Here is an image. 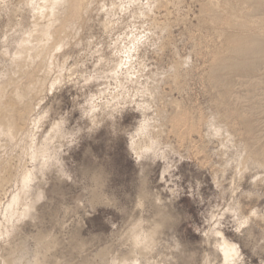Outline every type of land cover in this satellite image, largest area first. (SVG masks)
I'll return each mask as SVG.
<instances>
[{"label":"rangeland","instance_id":"1","mask_svg":"<svg viewBox=\"0 0 264 264\" xmlns=\"http://www.w3.org/2000/svg\"><path fill=\"white\" fill-rule=\"evenodd\" d=\"M212 2L219 0H87L79 19L57 11L52 40L67 46L51 62L41 104L49 116L37 138L59 121L66 135L44 154V175L29 154L12 163L30 172V199L43 195L39 219L9 237L7 221L18 209L7 206L24 189L22 175L1 197L0 264H222L215 243L222 237L239 250L237 264H264V163L248 151L264 146V108L253 109L255 142L216 104L219 88L208 73L224 34L240 30L212 24L204 16ZM45 4L0 0V75L9 68L3 51L13 55L34 21H46ZM253 72L264 84V63ZM60 75L64 81L55 83ZM228 86L252 96L236 77ZM176 111L184 125L173 124ZM157 207L171 218L151 256L135 257L128 234L154 221Z\"/></svg>","mask_w":264,"mask_h":264},{"label":"bare ground","instance_id":"2","mask_svg":"<svg viewBox=\"0 0 264 264\" xmlns=\"http://www.w3.org/2000/svg\"><path fill=\"white\" fill-rule=\"evenodd\" d=\"M43 1L46 4L43 6L41 13H46L44 17L47 18L46 21H34V28L27 31L20 41L16 42L17 46L13 55L8 54L10 52L8 48H6L8 52H5L6 49L3 51V56L9 59V68L5 65V71L2 73L3 75H0L2 76L0 78V200L1 197L9 194L14 189L13 187L18 186L16 182L19 174L22 175L21 183L24 187V189L15 190L11 201L8 203L7 207L11 211L16 208L18 211L13 212L7 221V228L12 229V231L6 232L7 237L14 231L21 232V224L24 222L29 220L35 223L39 219V201L43 195L42 192H39L34 199H30L32 197L30 190L26 191L31 181L30 172L27 170L21 172L12 163L16 161L18 156L29 154L30 159L40 165L44 175L46 166L44 154L48 152V147L54 140L62 139L66 135L62 121H59L53 125L44 140L37 138L38 132L44 127L45 119L49 116V112H44L41 106L44 99V97L42 98V92L51 83L48 81V72L52 68L56 54H58L56 53L57 50L62 49L66 43L65 39L63 41L52 40L53 35H56L54 26L59 17L56 20L53 19L60 8L67 9L66 13L69 14V19H79L83 10H89L87 0ZM234 1L236 3H233L232 0L212 2L211 6L205 10L204 16L210 18L211 23L216 27L221 29L235 27L240 30L239 33L233 35L224 34L226 46L222 47L214 58L208 73V79L219 88V99L216 104L225 111V120L228 123L234 120L241 121L244 126L243 134L256 142L255 121L252 119V115L253 109L258 106L264 108V84L255 78L253 71L257 66L264 63V0ZM238 4H249V6H247V9L239 8ZM63 19H65V16ZM10 25L8 28L14 29L22 26ZM58 30L63 33L67 28L64 25ZM65 35L68 34L65 33ZM61 37L62 35L59 34L60 39H62ZM229 77L238 78L241 84L248 89L247 91L251 92L252 96L249 100L256 98L254 105H251L248 109L243 107V104L249 100L235 95L234 90L228 86ZM63 81V75L54 80L55 83ZM54 85L51 87L53 88ZM231 102H236L237 106L232 107ZM174 116L173 124L181 126L186 123L185 118L178 111ZM33 132L37 133H34L35 146L33 145L30 148L31 150L27 151L26 141L33 135ZM7 138L9 141H7ZM41 141L45 143L41 144ZM10 144L16 147L14 151H10L13 148ZM248 151L255 161L264 163V146L258 144V146L250 147ZM10 188L12 189L10 190ZM143 202V200L140 201V203L145 204ZM159 202H161L160 198ZM155 218V220L152 218L151 220L154 221L144 227L137 226L134 228L128 234L130 241L124 239L126 243H131L132 250H130V253L135 257L138 254L151 256L149 252L152 251V247L156 245L159 237L162 236L166 226L165 223L170 220L171 216L165 210L158 208L155 212ZM138 222L136 221V223ZM132 224L134 226L135 221ZM222 240L223 242L218 240L215 242L223 256L222 264H237L236 258L239 250H237L236 245L226 243L223 237ZM155 248L153 249L156 251ZM134 262L135 264L138 263V258H135ZM35 264L42 263L37 261ZM55 264H60V262L56 261ZM112 264H133V261L125 258L118 263L115 260Z\"/></svg>","mask_w":264,"mask_h":264},{"label":"snow or ice","instance_id":"3","mask_svg":"<svg viewBox=\"0 0 264 264\" xmlns=\"http://www.w3.org/2000/svg\"><path fill=\"white\" fill-rule=\"evenodd\" d=\"M254 214V213H253ZM246 220H241L240 221V226L243 227V225L246 223ZM237 231H239V228H237Z\"/></svg>","mask_w":264,"mask_h":264}]
</instances>
